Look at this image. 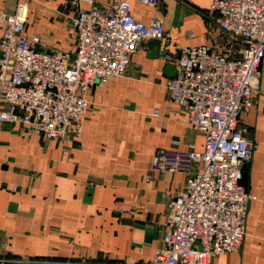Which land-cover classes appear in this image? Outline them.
<instances>
[{"label": "crops", "instance_id": "0c3cea01", "mask_svg": "<svg viewBox=\"0 0 264 264\" xmlns=\"http://www.w3.org/2000/svg\"><path fill=\"white\" fill-rule=\"evenodd\" d=\"M17 1L0 0V12H13ZM26 1L27 31L40 33L49 50H68L69 0ZM91 1L105 0L79 6ZM130 1L136 19L163 23L158 54H149L147 39L124 75L94 85L79 133L49 138L21 122H0V264H147L161 245L167 202L187 173L153 171L148 178L152 155L188 142L201 149L204 140L167 97L171 63L162 52L207 44L237 56L244 43L210 20V0ZM260 71L255 104L240 118L256 141L246 169L245 234L238 250L212 264H264V56Z\"/></svg>", "mask_w": 264, "mask_h": 264}, {"label": "built area", "instance_id": "2783aa9c", "mask_svg": "<svg viewBox=\"0 0 264 264\" xmlns=\"http://www.w3.org/2000/svg\"><path fill=\"white\" fill-rule=\"evenodd\" d=\"M80 1L69 0L75 8L74 50H49L40 33L27 31L26 0L17 1L11 13L0 12V122H21L28 132L49 138L79 133L91 88L124 75L131 53L165 34L161 20L136 19L130 0L91 1L87 8ZM207 14L244 46L237 56L207 44L162 52L175 70L166 81L167 97L204 140L201 149L188 142L152 155L148 178L164 170L187 176L169 197L167 229L147 264H212L215 256L238 250L245 234L250 193L241 181L242 166L256 141L240 118L260 91L264 0H210Z\"/></svg>", "mask_w": 264, "mask_h": 264}, {"label": "water", "instance_id": "95a60500", "mask_svg": "<svg viewBox=\"0 0 264 264\" xmlns=\"http://www.w3.org/2000/svg\"><path fill=\"white\" fill-rule=\"evenodd\" d=\"M147 45L150 48V55L155 56L158 54V49L160 47V40L157 38H151L148 39L147 41ZM152 47H154V49H152ZM74 56V54H72V57ZM165 71L171 75L174 74L175 70H174V66L172 64H166L165 66ZM243 177H242V182L245 184L246 183V176H247V163H244L243 166Z\"/></svg>", "mask_w": 264, "mask_h": 264}, {"label": "rangeland", "instance_id": "374dc122", "mask_svg": "<svg viewBox=\"0 0 264 264\" xmlns=\"http://www.w3.org/2000/svg\"><path fill=\"white\" fill-rule=\"evenodd\" d=\"M71 30H72V34L70 35V37H68V39H69V45H70L69 48H67L68 50H74V45H75V43H74L75 42V39H74V33H73L74 31H73V29H71ZM232 54H237V51L236 50H233V53Z\"/></svg>", "mask_w": 264, "mask_h": 264}]
</instances>
